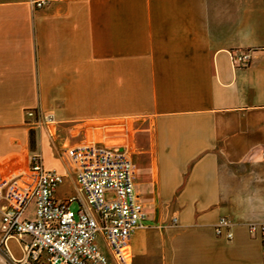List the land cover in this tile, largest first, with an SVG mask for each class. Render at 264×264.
<instances>
[{"label":"crops","instance_id":"obj_1","mask_svg":"<svg viewBox=\"0 0 264 264\" xmlns=\"http://www.w3.org/2000/svg\"><path fill=\"white\" fill-rule=\"evenodd\" d=\"M33 1L0 0V179L40 152L64 200L78 192L67 143L130 145L148 217L127 264H264L248 229L264 223V0ZM28 111L51 118L46 134ZM28 241H7L14 261Z\"/></svg>","mask_w":264,"mask_h":264},{"label":"built area","instance_id":"obj_2","mask_svg":"<svg viewBox=\"0 0 264 264\" xmlns=\"http://www.w3.org/2000/svg\"><path fill=\"white\" fill-rule=\"evenodd\" d=\"M46 2L33 1L36 8ZM252 50L231 53L235 67H247ZM35 124L42 125L51 118H42L37 111H28ZM60 157L73 165L77 194L57 200L55 193L64 182V175L47 169L42 153L30 156L27 173L0 179V249L14 264L38 261L45 254L47 264H127L128 247L134 232L146 227L147 210L136 189V171L130 152L88 142L60 150ZM34 205L32 219L25 217L29 205ZM79 204L74 210L72 206ZM231 223L222 218L216 234L223 235ZM251 234H259L264 246V223L248 226ZM226 237L233 234L227 231ZM28 236L22 246L25 262L14 261L7 248L11 238ZM107 245L102 252L98 237Z\"/></svg>","mask_w":264,"mask_h":264},{"label":"rangeland","instance_id":"obj_3","mask_svg":"<svg viewBox=\"0 0 264 264\" xmlns=\"http://www.w3.org/2000/svg\"><path fill=\"white\" fill-rule=\"evenodd\" d=\"M42 128V130L44 131V133L46 134V131H45V125L42 123V125L41 126H38V129H41ZM31 141H32V145H33V147H36L35 146V141H36V139H35V130H31ZM55 139H56V137H55ZM99 142V141H98ZM100 144H102V145H104V146H110V144H109V142H104V141H101V142H99ZM69 146V143H67V146L66 147H68ZM128 149H129V151L130 150H132L131 149V146L129 145L128 146ZM62 150V149H61ZM127 150V149H126ZM59 152H60V150H59ZM74 209H76V207H74ZM0 252H3V250L2 249H0Z\"/></svg>","mask_w":264,"mask_h":264}]
</instances>
